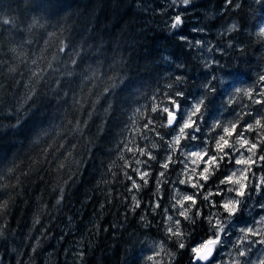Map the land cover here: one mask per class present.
I'll use <instances>...</instances> for the list:
<instances>
[{"label": "clouds", "instance_id": "obj_1", "mask_svg": "<svg viewBox=\"0 0 264 264\" xmlns=\"http://www.w3.org/2000/svg\"><path fill=\"white\" fill-rule=\"evenodd\" d=\"M0 264H264V0H0Z\"/></svg>", "mask_w": 264, "mask_h": 264}, {"label": "trees", "instance_id": "obj_2", "mask_svg": "<svg viewBox=\"0 0 264 264\" xmlns=\"http://www.w3.org/2000/svg\"><path fill=\"white\" fill-rule=\"evenodd\" d=\"M83 199H87V198H82L80 201H77L75 207L73 208L74 218L80 221L77 227L81 230L84 228L85 222L88 221L89 217L97 210L94 207V205L97 204V199L95 196H93L86 205L83 204ZM77 208L80 209L79 212L76 211ZM120 214H121L120 212H115V215L117 217H119ZM112 215L113 213H109V215L105 217L104 221H101V237H100L101 241H104L105 239L108 240L113 239L116 234V230L112 228L110 222ZM104 228H108L107 234L104 233L103 231ZM70 237H71V233H69V238Z\"/></svg>", "mask_w": 264, "mask_h": 264}]
</instances>
